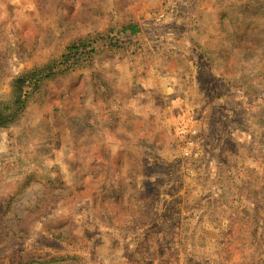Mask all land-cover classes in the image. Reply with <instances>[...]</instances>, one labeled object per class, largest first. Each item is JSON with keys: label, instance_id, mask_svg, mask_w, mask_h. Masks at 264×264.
Segmentation results:
<instances>
[{"label": "rangeland", "instance_id": "rangeland-1", "mask_svg": "<svg viewBox=\"0 0 264 264\" xmlns=\"http://www.w3.org/2000/svg\"><path fill=\"white\" fill-rule=\"evenodd\" d=\"M82 38L0 127V264H264V0H0V107Z\"/></svg>", "mask_w": 264, "mask_h": 264}, {"label": "trees", "instance_id": "trees-1", "mask_svg": "<svg viewBox=\"0 0 264 264\" xmlns=\"http://www.w3.org/2000/svg\"><path fill=\"white\" fill-rule=\"evenodd\" d=\"M131 35L139 32L137 24H128L123 27ZM88 39H78L69 44L58 60H54L41 67H35L24 73L17 80V92L14 99L0 107V127H9L26 110L32 98L38 93L48 80L59 75L75 71L78 67L87 66L92 60L97 48L93 43L88 44Z\"/></svg>", "mask_w": 264, "mask_h": 264}]
</instances>
